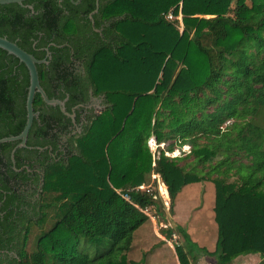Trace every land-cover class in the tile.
<instances>
[{
  "label": "trees",
  "instance_id": "1",
  "mask_svg": "<svg viewBox=\"0 0 264 264\" xmlns=\"http://www.w3.org/2000/svg\"><path fill=\"white\" fill-rule=\"evenodd\" d=\"M96 1L0 5V36L38 59L51 52L38 65L49 98L66 99L77 121L81 112L73 108L90 91L106 104L86 116L84 132L71 134L72 119L36 94L38 116L14 157L16 168L34 160L39 173L12 168L19 141L0 144V250L14 252L0 264H129L134 232L148 218L142 210L160 207L157 193L137 190L153 174L172 205L189 184H215L214 251L196 254L181 226L164 230L167 238L183 235L175 246L180 264H197L202 255L234 264L248 254L264 264V0L235 11L234 0H99L94 12ZM29 84L25 64L0 48V139L22 132ZM152 136L166 144L158 157ZM185 145L189 153L167 155ZM33 194L31 214L24 206H32ZM49 209L55 220L28 252L32 226Z\"/></svg>",
  "mask_w": 264,
  "mask_h": 264
},
{
  "label": "rangeland",
  "instance_id": "2",
  "mask_svg": "<svg viewBox=\"0 0 264 264\" xmlns=\"http://www.w3.org/2000/svg\"><path fill=\"white\" fill-rule=\"evenodd\" d=\"M251 0L243 5H238L236 0L231 4L232 9H241L245 6H250ZM170 19V17H169ZM175 19V17H173ZM179 25L180 29H183L181 23V17L179 16ZM106 106L104 100L100 103L99 106L93 110V113H99ZM263 119L264 115L260 116L259 120ZM257 120V121H259ZM233 120H230L224 124V127L230 125ZM89 120H84L81 128L77 129L74 134H79L85 131V126L89 125ZM149 148L153 153L154 157L159 156L160 148H165L166 144L160 145L157 144L155 136H152L148 142ZM191 150L190 145L182 146L181 148H176L173 152H167L169 156H183L189 153ZM157 174L151 175V178L146 183L149 185L153 192L157 193L155 196L160 203V207H149L146 210L148 218L145 222L134 232V238L131 245V249L128 252V262L129 264H179L177 255L174 252V249L163 246L162 240H164V230L169 228L182 227L187 233L191 231H196L197 234L204 236L205 241L207 240V249L215 250L216 241L218 238V227L215 221V184L212 181H207L203 183H192L182 190L180 197L172 205V201L167 191V186L163 184L162 178L159 176L156 178ZM264 189V187H263ZM191 195V197L188 196ZM200 204L202 206L197 208ZM176 207V209H175ZM176 210V211H174ZM48 216L44 222L39 225H33L30 233V238L27 244L28 252H31L36 247L37 237L43 230L50 228L54 222L53 215L55 211L50 209L47 211ZM180 219V223L176 224V218ZM172 224V225H171ZM186 228V229H185ZM177 231V230H176ZM172 236L169 241L173 242L175 247L180 242L184 241L183 235L178 233ZM193 233V232H192ZM197 234H194L198 237ZM196 246H198L197 241H192ZM109 241H106L103 247H108ZM181 244V243H180ZM85 246V242L82 240L80 247ZM206 246V245H205ZM94 247L90 248V251L94 252ZM94 249V250H93ZM208 249V251H209ZM201 248H195V253L198 254L201 252ZM194 253V254H195ZM214 257V256H212ZM216 259V257H214ZM192 259V258H191ZM198 263V261H197Z\"/></svg>",
  "mask_w": 264,
  "mask_h": 264
},
{
  "label": "water",
  "instance_id": "3",
  "mask_svg": "<svg viewBox=\"0 0 264 264\" xmlns=\"http://www.w3.org/2000/svg\"><path fill=\"white\" fill-rule=\"evenodd\" d=\"M26 0H0L1 4H9V3H18L20 5ZM73 3L78 4L81 0H71ZM29 8H33L31 5ZM99 8V0L96 1V12ZM92 18V14L90 15ZM0 48L6 50L9 54L17 57L20 62L24 63L29 71L30 76V84L28 87V94L26 99V109H27V120L26 124L19 135L16 136H8L0 139V144L4 142L10 141H19V143L15 146L11 153V159L13 163H15L14 153L20 147H25L27 144V138L30 132V129L33 125L34 118L38 115V113L34 109V99L37 93H40L44 102L51 106H58L60 110L68 117L75 122L76 114L75 112H68L66 109V99L61 100L58 98H49L46 91L41 85L40 76L38 71V65L42 63H48L47 59H38L30 52L21 48L17 42L9 40L7 37L0 36ZM50 55V51L47 48V56ZM101 112V111H100ZM99 112V113H100Z\"/></svg>",
  "mask_w": 264,
  "mask_h": 264
},
{
  "label": "flooded vegetation",
  "instance_id": "4",
  "mask_svg": "<svg viewBox=\"0 0 264 264\" xmlns=\"http://www.w3.org/2000/svg\"><path fill=\"white\" fill-rule=\"evenodd\" d=\"M95 30L96 31H100V29H98V28H95ZM47 57H51V52H50V55L49 56H47V54H46V56H45V58L47 59ZM48 61V60H47ZM49 62V61H48ZM46 64H48V63H46ZM76 66H77V68H78V70L80 69V67L82 66L81 65V62L80 61H77L76 62ZM103 100H104V98L102 97V96H94L93 95V93H92V91H90V97H89V100L87 101V102H85V103H79V104H77L73 109H74V111L76 110V109H79V111L81 112V117H80V120L79 121H77V119L75 118V122H73V124L69 127V129L71 130V134H74V132L77 130V129H79V128H81L82 127V125H83V121L86 119V116L88 115V114H90L91 112H93V110H95V108L97 107V106H99L100 105V103H102L103 102ZM80 108H83L82 110H80ZM38 116V115H37ZM63 139H62V141H61V143L63 142L64 143V141H65V135L62 137ZM46 149V147H44L43 148V150H45ZM53 156L55 155V154H52ZM12 160V159H11ZM12 163H13V161H12ZM12 168L14 169V171L15 172H19V171H22V170H26L27 171V173H29L30 175L32 174V173H39L40 172V165H38L37 163H35V161L33 160H25L24 162H23V164H22V166L20 167V168H16V161H15V163H13L12 165ZM3 170H5V168L6 167H1ZM14 183H15V178H11L10 177V184L11 185H14ZM31 192V191H30ZM33 192V191H32ZM38 196V194H33V195H31V197H30V202H31V204H32V206H24L25 207V210H27L28 212L30 211V213L31 214H33V205L35 204V198ZM5 200H6V194L5 195H3V197H2V199H0V217H1V219L3 220V217L5 216V214H6V211H2V206L4 205V203H5ZM17 208H14V217L12 218L13 220H16V217L18 216V213H17ZM16 224V223H15ZM19 227L21 228V226L19 225ZM0 228H2L1 226H0ZM14 252L13 251H11L10 249H8V248H6V249H1L0 250V257H5L6 256V254H9V255H12ZM1 260V259H0Z\"/></svg>",
  "mask_w": 264,
  "mask_h": 264
},
{
  "label": "crops",
  "instance_id": "5",
  "mask_svg": "<svg viewBox=\"0 0 264 264\" xmlns=\"http://www.w3.org/2000/svg\"><path fill=\"white\" fill-rule=\"evenodd\" d=\"M198 183H200V182H198ZM189 185H187V186H189ZM187 186H185L182 190L186 189ZM182 192H180L177 195L176 200L180 197V194ZM188 196L191 197V195H189V194H188ZM201 206H202V204H200L197 208H200ZM175 209H176V207H175ZM174 211H176V210H174ZM174 218H176V220H175L176 221V224H179L180 223V219L178 218V216L177 217H174L173 216L172 219H174ZM175 234H176V236H178L177 233H174V235ZM188 234H189V238H190L191 241H195V242L197 241V243H199V244H197L199 248H205V249H207V247H208V245L206 243L207 240L205 241L204 236H201V235L197 234L196 231H191V230L188 232ZM194 234H197L198 237H196ZM169 239H171V238H167L166 236H164V240H162L163 246H166V247H169V248H172L173 247L172 249H174V252H176V249L173 246V242L172 241H169ZM182 242H180V243H182ZM209 251L212 252L213 250L212 249H209ZM175 254L177 255V253H175ZM177 259H178V257H177ZM261 260L262 259H261L260 255H258V254H248V255H242V256H239L238 258H236L234 260V264H259L261 262ZM216 263H217V261H216V259L214 257H212L210 255H202V256H199L198 257V263L197 264H216Z\"/></svg>",
  "mask_w": 264,
  "mask_h": 264
},
{
  "label": "built area",
  "instance_id": "6",
  "mask_svg": "<svg viewBox=\"0 0 264 264\" xmlns=\"http://www.w3.org/2000/svg\"><path fill=\"white\" fill-rule=\"evenodd\" d=\"M170 17V19H173V15L172 14H169L168 15V18ZM156 178L159 177V175H155ZM164 184V182H163ZM165 185V184H164ZM166 186V185H165ZM167 188V187H166ZM137 190H141V191H146L147 193H150L152 194L153 193V190L151 189V187L149 185H146L145 183L144 184H141L137 187ZM118 192H120V190H118ZM126 200L130 201V196L128 194H123L122 195ZM146 209H143L142 211H144V213H146ZM147 214V213H146Z\"/></svg>",
  "mask_w": 264,
  "mask_h": 264
}]
</instances>
